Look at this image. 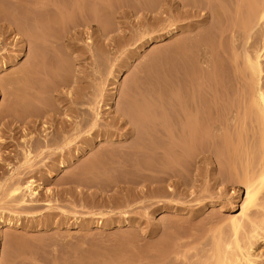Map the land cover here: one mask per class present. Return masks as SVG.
I'll list each match as a JSON object with an SVG mask.
<instances>
[{
  "label": "rangeland",
  "instance_id": "rangeland-1",
  "mask_svg": "<svg viewBox=\"0 0 264 264\" xmlns=\"http://www.w3.org/2000/svg\"><path fill=\"white\" fill-rule=\"evenodd\" d=\"M254 2L226 0L220 26L234 27L223 38L230 55L241 40L235 29ZM178 8L177 0H0V264H132L135 255L150 252H166L164 264H192L210 254L218 235L231 238L229 218L240 212L245 191L228 180L230 160L224 153L217 152V162L214 156L204 160L182 152L186 169L180 179L172 177L180 183L172 194L152 196L147 182H130L148 174L131 167L136 159L145 160L151 137L164 138L150 125L160 123L162 107L177 102L175 43L181 31L173 38H150L180 28ZM200 13L190 17V32L209 24L206 8ZM21 20L37 33L50 26L60 35L50 42L24 36L11 25ZM263 27L264 21L258 33ZM210 45L215 49L217 39ZM34 62L37 67L29 71ZM222 63L232 81L226 79L225 89L235 103L232 68ZM214 79L206 74L205 87ZM96 111L97 125L89 129ZM74 124L82 129L76 139ZM230 130L237 135L236 125ZM243 134L250 139L251 132ZM205 136L197 142L203 145ZM223 142L215 147L222 151ZM120 152L127 153L116 156ZM98 153L104 155L78 175V186L67 182ZM61 160L68 165L55 170ZM256 161L250 154L237 158L236 166L242 173ZM31 178L39 184L36 197L24 190L10 195L12 184ZM258 196L264 198V188ZM262 216L258 208L257 217ZM251 253V264H264V237Z\"/></svg>",
  "mask_w": 264,
  "mask_h": 264
},
{
  "label": "bare ground",
  "instance_id": "bare-ground-1",
  "mask_svg": "<svg viewBox=\"0 0 264 264\" xmlns=\"http://www.w3.org/2000/svg\"><path fill=\"white\" fill-rule=\"evenodd\" d=\"M151 2L145 3L151 5ZM177 5L182 17L180 28L171 27L155 38H150L152 41L173 38L181 31L175 43V51L178 52L180 59L177 102L175 106L162 107L158 112L160 123L155 122L150 125L152 132L159 131L164 138L151 137L145 160L138 158L131 167L137 171H147L148 174L138 175L130 182H147L150 187L149 193L152 196L172 194L180 184L172 177L178 176L180 179L186 169L180 163L182 152H188L196 158L201 156L204 160H209L211 156H214L217 162L219 161L217 152L224 153L230 160L228 180L243 184L245 197L240 204V212L229 218L231 238L225 239L218 235L213 241L210 254L203 260L192 264H251L253 244L258 238L264 237L259 231L264 232V216L257 217V209L264 210V198L260 199L258 196L264 188V27L258 33V27L264 21V0H255L252 13L247 16L241 26L235 29L241 40L232 46V55L228 54L224 48L223 38L234 27L222 30L220 26V21L225 15L226 0H177ZM203 7L210 16L209 24L204 28L199 25L196 31L190 32L193 23L189 19L201 15L200 11ZM11 25L15 26L18 33L24 36L33 39L34 36H41L42 41L50 42L48 38H57L60 35V29L55 30L50 26H46L42 33H37L24 20ZM213 37L218 42L215 49L209 46ZM213 55L216 57L212 62ZM223 61L232 68L235 103H231L228 98L227 80L231 81V79L228 76L229 70L222 63ZM192 62H194L193 65ZM61 66L64 70L63 65ZM36 67L37 63L34 62L30 65L29 71L35 70ZM223 73L227 75L224 76ZM206 74L215 78L211 88L205 87ZM206 99L210 100L211 104H205ZM98 115L99 112L96 111L88 122L89 129L97 125ZM136 117L138 119V116ZM235 125L236 136L230 130L232 127L234 129ZM73 130L72 134L76 139L80 136L82 129L74 124ZM229 131L231 134H228ZM245 131L251 132L250 139L243 134ZM204 135H208L205 136L208 141L201 145L197 140ZM218 140L224 141L222 151L215 147V142ZM70 142L71 140H68L55 148L62 149ZM76 150L83 152L81 147H77ZM126 153L120 152L116 156ZM108 154L111 155V151L108 150ZM250 154L257 156L256 164L241 173L238 170L239 166H236V159ZM103 155V153H98L90 163L74 172L73 178L68 179L67 182L78 186V181H76L79 180L78 175L82 176L84 171L91 170ZM67 163L63 160L59 161L55 170L61 169L65 164L68 165ZM51 173L53 172L49 171L50 176L53 175ZM112 180L118 183L119 179ZM38 187L37 181L31 178L24 184L18 182L12 184L9 193L17 195L24 190L28 195L36 197ZM129 192H133V189H129ZM117 198L120 197L117 196ZM120 199L123 200L122 197ZM156 205L160 206L161 203ZM96 223L100 227L104 225L99 220ZM122 223L128 224L127 221ZM137 242L138 240L135 243ZM167 257L166 252L160 254L150 252L145 256L135 255L132 264H154V262L164 264ZM52 264L71 263L53 261Z\"/></svg>",
  "mask_w": 264,
  "mask_h": 264
}]
</instances>
